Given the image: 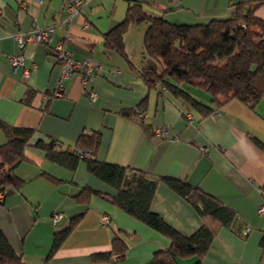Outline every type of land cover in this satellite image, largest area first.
<instances>
[{"label":"crops","instance_id":"obj_1","mask_svg":"<svg viewBox=\"0 0 264 264\" xmlns=\"http://www.w3.org/2000/svg\"><path fill=\"white\" fill-rule=\"evenodd\" d=\"M81 1L80 11L69 15L65 24L66 0H0V120L34 128L32 144L38 138H52L67 147L81 132L99 131L95 158L156 177L182 179L235 211L231 224L218 228L199 264H264V213L256 212L264 202V149L256 143V139L264 143V99L251 109L232 98L214 113L200 116L165 88L148 89L143 83L141 68L161 69L157 61L143 54L146 22L131 25L123 36L132 66L104 40L133 1L171 22L206 23L229 17L240 3H260L254 14L264 19V0ZM35 25H54L55 30L47 42L27 41L20 51L24 66L14 67L9 61V56L19 53L14 35ZM57 44L74 57L89 60L95 72L84 86L80 72H74L62 82V94L47 101L62 74L54 55ZM23 67L31 70L28 79L23 78ZM190 90L202 101H210L204 89ZM92 91L97 93L94 98L89 97ZM122 110H131L132 116H124ZM162 128L176 139L157 136V129ZM4 140L0 130V144ZM24 153L27 160L15 169L24 183L18 190H6L0 198V228L25 264H43L54 233L77 215L79 219L49 264H147L155 252L169 247L166 236L101 195L92 194L87 204L78 203L75 195L84 186L107 196L116 193L88 172L86 161L70 170L48 160L31 144ZM150 208L185 235L203 223L194 206L162 180ZM54 212L61 214L56 221ZM102 215L110 218L108 225L101 223ZM116 235L127 244L124 255L116 258L118 253H112L109 259L92 260L94 253L111 250ZM178 263L195 264V257L180 258Z\"/></svg>","mask_w":264,"mask_h":264},{"label":"trees","instance_id":"obj_2","mask_svg":"<svg viewBox=\"0 0 264 264\" xmlns=\"http://www.w3.org/2000/svg\"><path fill=\"white\" fill-rule=\"evenodd\" d=\"M259 4H237L229 17L211 19L206 23H177L162 15L152 14L141 3L133 1L128 5L123 19L105 33L104 40L107 47L118 52L132 66L124 49L123 36L131 25L146 22L148 27L144 34L143 54L161 66L159 71L153 68L139 70L148 89L165 88L168 94L200 116L214 113L223 102L232 98L254 109L264 99V19L254 14ZM192 87L204 89L209 93L210 101L197 98L190 90ZM31 91L28 90L25 98ZM52 97V93H48L47 101ZM145 102L146 98L141 101V106ZM122 111L124 116H132L131 110ZM143 128L147 129L148 126L143 124ZM0 130L5 137L0 144L1 195L6 190H18L24 183L15 169L27 160L24 153L27 145L41 149L48 160L70 170H75L78 162L86 161L88 172L114 188L116 193L107 196L84 186L75 195L78 203L87 204L92 194L101 195L169 239V247L155 252L147 264H179L178 259L189 257H195V264H199L218 228L230 225L235 218L233 209L182 179L156 177L129 166L95 158L100 143V132L97 130L81 132L67 147H61L60 142L52 138H38L32 144L34 128L15 126L0 120ZM256 143L264 149V143L257 139ZM78 150L89 152L92 158H79L76 154ZM42 175L55 184L59 183L46 173ZM160 180L190 202L201 216L203 223L193 233L182 234L150 208ZM79 217H73L67 227L54 233L43 264H49V259ZM126 249L124 239L116 235L111 241V250L94 253L92 260L109 259L112 253H118L116 258H121ZM0 264H25L1 228Z\"/></svg>","mask_w":264,"mask_h":264},{"label":"built area","instance_id":"obj_3","mask_svg":"<svg viewBox=\"0 0 264 264\" xmlns=\"http://www.w3.org/2000/svg\"><path fill=\"white\" fill-rule=\"evenodd\" d=\"M38 2H42V0H36ZM82 1L81 0H66L65 3V9L67 11V17L69 15H74L80 11ZM64 19V23L66 24L67 21L71 18ZM55 30L54 25H47V26H38L35 25L32 29H30L27 32H18L16 35H14L16 46L19 49V53L17 55H11L9 56V61L11 65L14 67H17L19 65L24 66V55L20 52L23 47L25 46V43L27 41H34V42H47L50 40L53 32ZM54 55L55 60L59 62L62 65V74L61 78L57 83L56 89L52 92V96L56 95L59 96L62 93V82L67 80L71 74L74 72L80 71L81 73V80L82 85H86L88 78L94 74L95 67L93 64L87 60V59H79L72 55L71 51L65 49L62 45L57 44L54 46ZM23 78L28 79L31 75V70L23 67ZM93 92V91H92ZM141 115V114H140ZM184 115L186 118L190 121L192 120V115L189 111H185ZM156 135L162 138H168V139H176L175 137H170L168 133L167 128L157 129ZM76 154L79 156V158H92L89 152L78 150L76 151ZM0 193V198H1ZM257 213H264V202L261 203V205L257 209ZM61 214L58 212H54L52 214V219L54 221L58 220L60 218ZM110 222V218L107 215L101 216V223L104 225H108ZM248 230V227L247 229ZM116 259V258H115Z\"/></svg>","mask_w":264,"mask_h":264},{"label":"rangeland","instance_id":"obj_4","mask_svg":"<svg viewBox=\"0 0 264 264\" xmlns=\"http://www.w3.org/2000/svg\"><path fill=\"white\" fill-rule=\"evenodd\" d=\"M63 89V88H62ZM62 94V93H61ZM97 96V93H96V91H93V92H90V96L89 97H91V98H94V97H96ZM47 97V96H46ZM256 212H257V209H256Z\"/></svg>","mask_w":264,"mask_h":264}]
</instances>
